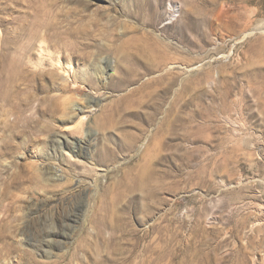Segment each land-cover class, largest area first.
<instances>
[{
	"label": "rangeland",
	"instance_id": "obj_1",
	"mask_svg": "<svg viewBox=\"0 0 264 264\" xmlns=\"http://www.w3.org/2000/svg\"><path fill=\"white\" fill-rule=\"evenodd\" d=\"M53 2L0 0V264H264V0Z\"/></svg>",
	"mask_w": 264,
	"mask_h": 264
},
{
	"label": "bare ground",
	"instance_id": "obj_2",
	"mask_svg": "<svg viewBox=\"0 0 264 264\" xmlns=\"http://www.w3.org/2000/svg\"><path fill=\"white\" fill-rule=\"evenodd\" d=\"M33 2H35L36 3V5L38 6V9H41V12H45V14H50L51 12H52V9H53V7H54V2L53 1H55V0H32ZM57 2V1H56ZM176 13V12H175ZM40 14H42V13H40ZM39 14V15H40ZM52 14V13H51ZM49 16V15H48ZM42 17V16H41ZM43 18V17H42ZM43 20H45V19H43ZM167 21V20H166ZM168 22V21H167ZM48 23V22H47ZM48 26V25H47ZM207 75L209 76V77H211V71H209L208 70V72H207ZM207 77V76H206ZM208 78V77H207ZM169 90V89H168ZM167 94V93H166ZM228 95H229V92H228ZM194 99V98H193ZM197 100V99H196ZM197 102V101H196ZM198 103V102H197ZM203 106H204V104H203ZM202 109V108H201ZM198 115H201V116H206V111H205V108H203L201 111H199V113H198ZM197 117V116H196ZM196 119V118H195ZM202 127V126H201ZM205 127V126H204ZM257 215H258V217L256 218V220L254 221V222H252V225H253V227H255V226H257V228H259L257 231H263L264 230V212L262 213V215H261V211H258L257 212ZM250 221L248 220V217L246 218L244 215H243V218H241V220H239V222L237 221V223H238V225L240 226V227H245V225H247L248 223H249ZM251 223V222H250ZM238 228V226L235 228V229H237ZM238 230V229H237ZM243 230V229H242ZM241 230V231H242ZM240 231V232H241ZM247 244V243H246ZM244 246H245V244H244ZM245 248V247H244ZM253 250V249H252ZM257 250V249H256ZM247 251H249L248 249H247ZM251 251V250H250ZM253 252V251H252ZM255 253V252H254ZM260 254V253H259ZM252 255H253V253H252ZM251 255V256H252ZM258 255V254H257ZM248 257V256H247ZM259 257V256H258ZM258 257H256V256H254L253 257V260H251L252 261V264H263V261L262 260H260L261 258H258ZM251 258V257H250ZM252 259V258H251ZM249 260V259H248ZM245 261H246V259H245ZM247 262H250V261H247Z\"/></svg>",
	"mask_w": 264,
	"mask_h": 264
}]
</instances>
